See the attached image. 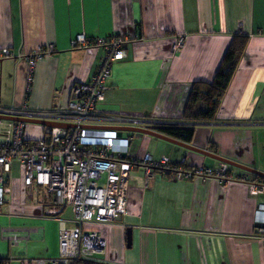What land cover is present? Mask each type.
<instances>
[{
  "label": "crops",
  "instance_id": "obj_1",
  "mask_svg": "<svg viewBox=\"0 0 264 264\" xmlns=\"http://www.w3.org/2000/svg\"><path fill=\"white\" fill-rule=\"evenodd\" d=\"M79 33L90 39L127 37L126 56L112 64L99 110L167 121L180 120L193 82L211 81L232 37L247 35L216 122L196 126L188 144L264 173V0H0V48L20 54L0 62V105L66 106L73 85L90 80L104 53L102 47L72 48ZM48 44L54 50L36 63L27 86L23 56ZM163 141L148 138L132 153L184 159L187 166L222 163ZM228 167L235 176L255 178ZM11 170L0 207V260L36 264V258L58 254V218L69 220L71 207L47 213V192L33 186L27 194L23 166L20 175ZM125 196L126 211L117 222L85 226L106 242L96 264H264L258 222L264 195L250 194L245 183L179 179L158 171L145 187L137 168Z\"/></svg>",
  "mask_w": 264,
  "mask_h": 264
},
{
  "label": "built area",
  "instance_id": "obj_2",
  "mask_svg": "<svg viewBox=\"0 0 264 264\" xmlns=\"http://www.w3.org/2000/svg\"><path fill=\"white\" fill-rule=\"evenodd\" d=\"M126 40L125 36L90 39L84 33L71 40L72 48L102 47L104 53L90 80L73 85L66 106L34 110L26 102L21 106L0 105V207L8 192L7 173L17 161L24 168L26 193L31 194L33 186H38L49 195L47 213L56 215L65 206H70L72 211L69 220L58 218V254L36 258V264H71L79 258L99 261L105 253L106 242L97 230H85V226L113 224L123 216L128 178L137 168L143 172L145 187L155 172L160 171L179 179L199 176L214 178L223 184L237 181L247 184L250 194L264 195V180H255L246 174L235 176L225 163L218 167L187 166L184 159L173 162L166 155L153 158L146 152L132 153V136L125 135V130L119 127L159 132L161 128L182 122L135 114L109 115L99 110L98 103L108 88L112 64L126 56ZM181 43L179 38L172 50L176 51ZM53 50V44H48L24 54L27 86L36 63ZM19 55L9 48H0V62ZM26 118L63 125H41L42 134L32 137L25 133L28 122L23 119ZM258 213V222L264 224L261 216L264 204L259 206ZM261 230L264 232V227ZM11 241L17 243L18 237L13 235Z\"/></svg>",
  "mask_w": 264,
  "mask_h": 264
},
{
  "label": "trees",
  "instance_id": "obj_3",
  "mask_svg": "<svg viewBox=\"0 0 264 264\" xmlns=\"http://www.w3.org/2000/svg\"><path fill=\"white\" fill-rule=\"evenodd\" d=\"M248 41V36L235 34L211 81H195L191 85L179 125L161 128L160 131L174 139L191 142L196 126L216 122V114L221 97L225 93L231 77L238 65ZM255 180H264L254 176ZM0 264L2 261L0 260ZM71 264H96L94 260L75 259Z\"/></svg>",
  "mask_w": 264,
  "mask_h": 264
},
{
  "label": "water",
  "instance_id": "obj_4",
  "mask_svg": "<svg viewBox=\"0 0 264 264\" xmlns=\"http://www.w3.org/2000/svg\"><path fill=\"white\" fill-rule=\"evenodd\" d=\"M5 118L6 119H15V120L19 119V118H13V117H5ZM23 120L28 122V123H35V124H40V125H63V124H60V123H54V122L38 120V119H27L26 118V119H23ZM119 129L120 130L133 131V132H139V133L147 134V135L155 137V138H159V139H163V140L169 141L171 143H174V144H177L179 146L185 147V148H187V149H189V150H191L193 152L212 157V158H214L216 160L221 161L222 163L228 164V165L236 167V168L243 169V170H245V171H247L249 173L254 174L255 176H260V177L264 178V173H262L260 171H257V170H255L253 168H250V167H247V166H244V165H241V164H238V163H236L234 161H231V160H228L226 158L217 156L215 154H212V153L206 151L205 149L198 148V147H195V146H193L191 144H188L186 142L174 139V138H172V137H170V136H168V135H166L164 133H161V132H158V131H151V130L141 129V128L128 127V126L119 127ZM262 227H264V224L262 225ZM126 235H127V243L129 244V242H130L129 228H127V230H126Z\"/></svg>",
  "mask_w": 264,
  "mask_h": 264
},
{
  "label": "rangeland",
  "instance_id": "obj_5",
  "mask_svg": "<svg viewBox=\"0 0 264 264\" xmlns=\"http://www.w3.org/2000/svg\"><path fill=\"white\" fill-rule=\"evenodd\" d=\"M200 130V128L198 129ZM26 135L32 136V137H38L39 135L42 134V126L39 124L35 123H26ZM125 135L132 136V151L137 152V150L144 148V142H146V139H150L151 142H165V141H159V139H156L155 137L149 136L147 134L139 133V132H133V131H124ZM10 175L16 176L20 175V165L17 161L13 163L12 170L10 172ZM68 211L70 212V208H67Z\"/></svg>",
  "mask_w": 264,
  "mask_h": 264
}]
</instances>
